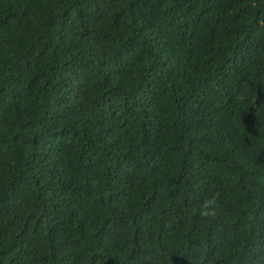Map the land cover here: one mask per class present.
Segmentation results:
<instances>
[{"label": "trees", "instance_id": "16d2710c", "mask_svg": "<svg viewBox=\"0 0 264 264\" xmlns=\"http://www.w3.org/2000/svg\"><path fill=\"white\" fill-rule=\"evenodd\" d=\"M0 264H264V0H0Z\"/></svg>", "mask_w": 264, "mask_h": 264}, {"label": "clouds", "instance_id": "9594fccd", "mask_svg": "<svg viewBox=\"0 0 264 264\" xmlns=\"http://www.w3.org/2000/svg\"><path fill=\"white\" fill-rule=\"evenodd\" d=\"M219 208L218 194L213 195L210 199H205L201 205L200 216L207 218L209 216H215L216 210Z\"/></svg>", "mask_w": 264, "mask_h": 264}]
</instances>
